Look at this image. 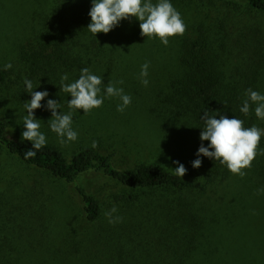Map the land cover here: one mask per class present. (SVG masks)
<instances>
[{"label": "trees", "instance_id": "16d2710c", "mask_svg": "<svg viewBox=\"0 0 264 264\" xmlns=\"http://www.w3.org/2000/svg\"><path fill=\"white\" fill-rule=\"evenodd\" d=\"M245 1L250 9L264 14V0ZM47 2L50 7L36 3L37 14L46 10L48 16L41 23L40 41L24 50L28 55L24 60L41 73L52 98L53 75L60 68V73L85 70L118 46L108 40L114 34L109 33L98 0ZM191 33L175 42L178 69L170 80L173 97L162 102L163 118L171 120L172 127L177 128L175 123L183 119L203 142L208 161L198 178H185L154 163L119 170L110 155L92 147L68 158L50 143L6 139L8 123L0 121V146L25 166L73 187L81 203L59 206L66 221L73 223L68 229L72 239L54 246L48 204L37 206L18 199V205L7 201L4 207L5 194H0V219L5 213L27 220L31 236L38 238H32L39 248L35 261L24 260V264H136L144 254L149 264H204L213 254L209 244L224 238L220 227L234 230L243 212L260 218L255 219V228L257 234L261 230L257 225L264 219V38H240L234 47H225L209 41L203 27ZM121 55L125 66L130 60L125 52ZM7 78V71L0 69V84ZM92 170L130 191L107 197L105 226L97 223L99 201L76 184ZM148 237L157 238L153 246L162 245V249L149 248ZM8 241L0 235L1 263L22 264L26 245L21 243L18 251Z\"/></svg>", "mask_w": 264, "mask_h": 264}, {"label": "rangeland", "instance_id": "374dc122", "mask_svg": "<svg viewBox=\"0 0 264 264\" xmlns=\"http://www.w3.org/2000/svg\"><path fill=\"white\" fill-rule=\"evenodd\" d=\"M98 1L109 33L114 34L108 40L118 48L85 70L60 73V68L53 75L56 81L50 98L40 70L38 75L24 60L28 56L24 50L40 41L41 23L48 16L46 10L37 14L36 3L50 4L47 0H0V69L8 73L0 84V121L8 123L6 139L50 143L68 158L92 147L110 155L119 170L154 163L185 178H198L208 161L203 142L183 119H178L175 128L163 118L162 100L172 99L170 80L178 69L175 42L201 27L216 46L234 47L240 38L252 36L259 41L264 38V14L250 9L245 0ZM122 52L130 60L125 66ZM76 184L99 201V226L107 224V197L130 192L93 170L81 175ZM3 192V206L7 201L18 205L21 199L26 204H48L54 246L71 241L68 229L73 223L66 221L59 206L81 205L74 188L25 166L0 146ZM255 219L260 218L245 211L234 230L221 226L219 234L224 238L209 244L213 254L204 264H264V219L257 225L258 234ZM0 220V235L9 238L14 249L21 251L20 244L26 245L22 264L34 262L39 248L32 241L29 222L5 213ZM148 241L149 248L162 249V245L153 246L157 238L148 237ZM38 255L39 260L43 258L42 252ZM149 260L144 254L136 264H149Z\"/></svg>", "mask_w": 264, "mask_h": 264}]
</instances>
